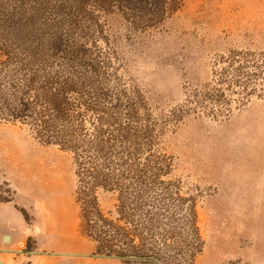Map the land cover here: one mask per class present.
I'll use <instances>...</instances> for the list:
<instances>
[{
	"label": "rangeland",
	"instance_id": "1",
	"mask_svg": "<svg viewBox=\"0 0 264 264\" xmlns=\"http://www.w3.org/2000/svg\"><path fill=\"white\" fill-rule=\"evenodd\" d=\"M169 4L164 27L134 39L143 48L121 51L156 114L184 112L163 145L174 158L166 183L196 215L202 248L189 264H264V0ZM75 187L69 154L0 124V250L23 232L14 251L102 255L79 232ZM0 263L136 264L12 253Z\"/></svg>",
	"mask_w": 264,
	"mask_h": 264
},
{
	"label": "trees",
	"instance_id": "2",
	"mask_svg": "<svg viewBox=\"0 0 264 264\" xmlns=\"http://www.w3.org/2000/svg\"><path fill=\"white\" fill-rule=\"evenodd\" d=\"M169 2L0 0V124L71 156L79 232L123 263L189 264L202 248L193 205L166 183L163 142L184 112L156 114L121 51L164 27Z\"/></svg>",
	"mask_w": 264,
	"mask_h": 264
},
{
	"label": "water",
	"instance_id": "3",
	"mask_svg": "<svg viewBox=\"0 0 264 264\" xmlns=\"http://www.w3.org/2000/svg\"><path fill=\"white\" fill-rule=\"evenodd\" d=\"M5 240L9 241V237L5 236ZM0 253H12V254H26V255H47V256H57V257H89V258H99L108 260H121L120 257L110 256V255H72V254H59V253H39V252H19V251H6L0 250ZM156 264H160L155 262ZM2 264V263H0Z\"/></svg>",
	"mask_w": 264,
	"mask_h": 264
},
{
	"label": "crops",
	"instance_id": "4",
	"mask_svg": "<svg viewBox=\"0 0 264 264\" xmlns=\"http://www.w3.org/2000/svg\"><path fill=\"white\" fill-rule=\"evenodd\" d=\"M19 233L21 234V236L18 239L9 238V242H10L9 245L11 246L9 247L10 251H14L16 248H20L23 244L26 243L27 237L23 236V232H19Z\"/></svg>",
	"mask_w": 264,
	"mask_h": 264
}]
</instances>
